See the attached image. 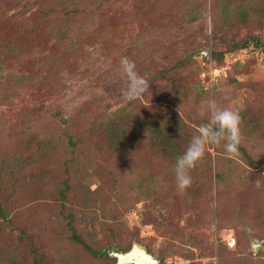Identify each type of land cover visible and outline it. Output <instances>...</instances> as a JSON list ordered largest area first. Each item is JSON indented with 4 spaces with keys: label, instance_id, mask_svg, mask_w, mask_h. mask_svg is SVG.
<instances>
[{
    "label": "rangeland",
    "instance_id": "obj_1",
    "mask_svg": "<svg viewBox=\"0 0 264 264\" xmlns=\"http://www.w3.org/2000/svg\"><path fill=\"white\" fill-rule=\"evenodd\" d=\"M57 1L61 0H0V53L6 52L3 45L11 32L21 26L32 36L26 24L40 22L41 3L51 10V22L33 33L41 40L40 52L6 53L0 64V163L25 138L21 128H30L29 138L38 135L39 140L64 130L81 136L97 105L112 112L139 102L147 114L161 117L169 107L168 115L181 118L193 136L210 119L201 115V105L215 100L239 112L241 138L234 155L225 151L223 142L208 147L210 156L198 162L190 173L191 185L180 191L175 177L163 173L168 162L155 155L143 131L124 160L91 152L90 145L99 142L91 137L78 146L75 158L95 164L87 182L92 191L80 198L81 191L73 188L62 206L57 189L67 178L69 149L50 153L31 166L37 180L27 177L24 192L7 210L12 236L18 234L17 226L26 233L19 244L25 259L29 264L35 258H45L47 264L71 258L73 264H109L111 260L81 256L72 247L65 222L73 214L78 233L96 249L114 242L122 249L118 252H127L137 244L149 248L161 264H264V19L262 29L246 25L237 31H216L221 25L209 11L210 0H73L79 17L71 21L76 38L69 42L50 31L66 19L54 8ZM79 33L85 37L74 46ZM222 35L228 41L234 37V42H241L248 36L253 41L246 49L227 52L226 44L215 40ZM69 47L76 51L70 53ZM212 50L226 51L221 62L212 59ZM57 59L63 64L53 76L49 60ZM183 59L184 66L166 77L158 75ZM21 147L20 154L25 152ZM218 171L224 182L215 189ZM151 173H160L161 182L144 201L135 195L132 182ZM101 186L105 195L98 192ZM85 202H95L115 219L106 221L98 207L87 208ZM0 230V252L5 254L13 239L9 231ZM32 248L37 255L29 254Z\"/></svg>",
    "mask_w": 264,
    "mask_h": 264
},
{
    "label": "trees",
    "instance_id": "obj_2",
    "mask_svg": "<svg viewBox=\"0 0 264 264\" xmlns=\"http://www.w3.org/2000/svg\"><path fill=\"white\" fill-rule=\"evenodd\" d=\"M210 2L209 11L212 14L214 13L213 16H215L218 23L223 27H216V31L220 29L222 31H225L226 29L237 31L246 25L248 26V29H250V27L262 29L264 19V0H210ZM24 7L25 5L22 8ZM54 8L64 13L66 19L63 21V25L57 23L56 27L50 29L52 35L61 38V41L66 40L71 42L73 37L76 38V33L74 32L73 23L71 21H74L79 14L78 6L73 0H61L55 2ZM50 13L51 10L48 9V6L45 3L44 5L41 3L37 13L40 22L37 19H33L31 21L28 20V24H26V29L29 30V32L27 31L28 34L30 33L32 36H29L26 32L22 31V26L14 32H11V37L8 39V42H5L3 45L6 52L0 53V64H3L5 57L4 54L6 53L21 52L25 54L28 50V54L34 56L36 53L40 52L41 45L39 43H41V40L39 42V40L34 39L33 33H37V30L42 23L51 22L49 18ZM16 16L22 17V12L16 13ZM77 36L78 40L76 43L74 41V46L81 45V41L85 37V35L83 36V34L81 35L80 33L77 34ZM215 40H218L221 44L225 43L228 47V50H226L227 52H233L246 49L248 45L252 43L253 38L252 36H248L241 42H234V37L231 38V41H228L226 40L225 35H222L215 38ZM258 46H261L260 42ZM137 47L138 44L136 43L134 51H136ZM69 50L70 53H74L76 48L69 47L68 51ZM226 51L217 52L216 50H212L210 55L215 61L221 62ZM124 55L125 53L123 56ZM128 55L130 56L131 54ZM144 55L146 56L145 51L143 56ZM52 62L53 63L49 60L52 69L49 74L57 76L54 75V73L62 68L63 61L57 59ZM36 63V60H34L33 64L35 66ZM184 64H186L185 59L179 60L178 62L171 64L165 72L162 71L158 73V75L166 77L169 73L184 66ZM32 68H34V66ZM52 72L54 73L51 74ZM30 78L31 77L26 76L24 79L27 82H31L32 79ZM45 80L47 82L48 78ZM178 83V81L173 82L172 86H177ZM175 90L176 89L171 91L172 95L175 94ZM96 108L97 111L93 121L91 119L89 126L84 129V134L81 136H73L67 130H64L63 132L55 133L49 135L48 138H42L39 140L38 135L29 138L27 133H30V128H21L20 131L25 138L21 143H18L15 151L10 156H5L0 163V229L3 228L9 231L12 236L13 232L7 228L11 222L8 218L9 212L7 210H9L11 206L10 204L13 200L19 198L18 195L21 192H24L25 188L23 184L27 177L33 181L37 180V176L31 171V166H38L43 158L55 151L60 152V149L62 148L69 149L70 158L66 162L67 178L63 180V183H61V186L57 189V196L59 197L58 201H60V205H64L63 203L67 199V195L73 190V188L81 191L78 195L80 198L84 195V192L90 193V191H92L87 182H89L92 177L91 172L95 170V164L89 162L82 163L80 158H75V151L78 146L85 142L87 143L91 137L99 139V142L96 145L89 144L91 146V152L93 151L96 155H113L117 156L118 159L124 160V158L138 145L137 133L143 131L148 146L154 149L155 155H158L168 162L167 167L164 166L165 168H163V173L172 176L171 178L175 177V160L177 156L184 152L186 149L184 144L186 143L188 145L192 135L188 134L186 130L187 125L181 118L170 117L168 115L170 112L169 107L165 108L162 117L155 116L152 112L147 114V112L141 108L139 102H131L112 112H108L109 108L107 107L104 108L103 106L100 107L97 105ZM21 145V148L25 151L22 152V154L19 153ZM240 149L241 148H239V150ZM85 151L88 152V150ZM240 151L243 156H245V150L241 149ZM209 156L210 154L205 153L201 161L208 159ZM247 161L252 165V161L249 158H247ZM207 166H211L210 161H208ZM198 167L199 163L190 171V173H194L193 170H197ZM131 168L132 167L127 168V173L129 175L131 173V171H129ZM159 174L160 173L155 175L151 173L147 178L142 176L138 180H134L132 183L133 191L136 193L135 195H139L144 201L150 199V193H152V190L160 185L161 181L159 180ZM93 176L99 181L100 177L98 174H93ZM213 178L216 181L215 189H217L224 182L223 172L218 171L214 174ZM98 192L100 195L101 193L102 195L106 194V190L103 186L98 188ZM23 200L26 201V197H24ZM84 205H86L87 208L98 207L101 216L103 219H106V221L115 219L114 216H109L108 213L106 214L107 211H105V208L102 206L99 208L95 202H85ZM91 214L96 215V212L92 210ZM74 220L75 217L73 214H68L66 216L65 225L70 231L69 240L72 242V247L77 248L81 256H92V259L111 260L109 264H115L116 260L109 256V251L113 250L118 252L122 249L114 242L110 245H105L103 248L96 249L93 245L89 244L80 233H78ZM17 230L19 231L17 234L18 236L15 234V238H13L14 236L11 237L13 242L8 244L5 254L0 252L2 254L0 264H29V260L25 259L27 257L25 256L26 253L24 247L19 245L23 241L22 237L25 236L26 233L21 228H18V226ZM114 231L115 229H112V233L115 234ZM147 249L148 252H150V249ZM29 254H36V252L32 248L31 252L29 251ZM34 260L32 264L48 263L45 261V258H35ZM70 260L64 259L61 260L60 263L59 260H57L56 263L73 264Z\"/></svg>",
    "mask_w": 264,
    "mask_h": 264
},
{
    "label": "clouds",
    "instance_id": "obj_3",
    "mask_svg": "<svg viewBox=\"0 0 264 264\" xmlns=\"http://www.w3.org/2000/svg\"><path fill=\"white\" fill-rule=\"evenodd\" d=\"M201 115L208 114V123L199 127L193 135L184 152L177 156L174 165L175 180L178 190L184 191L192 183L190 171L204 157L210 146L223 142L225 151L234 155L240 144V115L238 111L220 107L215 100H209L201 105Z\"/></svg>",
    "mask_w": 264,
    "mask_h": 264
},
{
    "label": "water",
    "instance_id": "obj_4",
    "mask_svg": "<svg viewBox=\"0 0 264 264\" xmlns=\"http://www.w3.org/2000/svg\"><path fill=\"white\" fill-rule=\"evenodd\" d=\"M109 254L115 258V264H160V261L150 254L147 248L137 244H133L127 252L112 251Z\"/></svg>",
    "mask_w": 264,
    "mask_h": 264
},
{
    "label": "built area",
    "instance_id": "obj_5",
    "mask_svg": "<svg viewBox=\"0 0 264 264\" xmlns=\"http://www.w3.org/2000/svg\"><path fill=\"white\" fill-rule=\"evenodd\" d=\"M177 264H181V263H177Z\"/></svg>",
    "mask_w": 264,
    "mask_h": 264
}]
</instances>
